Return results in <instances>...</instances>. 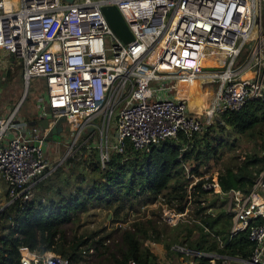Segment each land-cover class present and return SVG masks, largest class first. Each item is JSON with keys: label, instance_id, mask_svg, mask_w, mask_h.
Listing matches in <instances>:
<instances>
[{"label": "built area", "instance_id": "obj_1", "mask_svg": "<svg viewBox=\"0 0 264 264\" xmlns=\"http://www.w3.org/2000/svg\"><path fill=\"white\" fill-rule=\"evenodd\" d=\"M108 6L119 12L131 42L124 43L110 28L102 12ZM0 52V61L11 55L19 62L27 86L43 80L39 108L50 114V127L64 118L75 138L89 128L103 135L113 118L115 134L108 136L110 144L105 137L106 150L123 154L128 142L142 151L179 134L189 141L223 115L264 102V0H0ZM205 60L210 65H203ZM179 78L201 79V112L176 96ZM47 132L13 113L0 118V179L8 206L30 201L45 175L51 156ZM185 173L191 182L182 211L176 201L169 205L160 196L149 204L160 207L162 223L196 224L207 232L193 202V186L200 183L201 192L226 200L231 217L226 242L211 235L219 248L246 230L255 247L247 260L177 245L171 250L205 256L211 264L219 258L222 264H262L264 224L250 225L264 220V170L253 173L248 193L224 191L220 173L199 178L186 168ZM146 245L151 251L157 247L155 240ZM19 254L20 264H69L49 252L20 248Z\"/></svg>", "mask_w": 264, "mask_h": 264}, {"label": "trees", "instance_id": "obj_2", "mask_svg": "<svg viewBox=\"0 0 264 264\" xmlns=\"http://www.w3.org/2000/svg\"><path fill=\"white\" fill-rule=\"evenodd\" d=\"M5 77L7 81L12 80L10 73H6ZM20 78L23 80L21 74ZM9 103L8 101L6 107ZM25 115L26 122L30 126L40 121L34 106ZM215 124L221 132L229 128L239 135L246 133L259 135L257 154L249 156L245 154L247 161L236 172L229 169L223 173L219 172L220 185L224 191L240 189L248 193L254 181L253 173L264 170V102H249L240 111L223 115ZM212 132L214 133V128L211 125L204 132L194 134L189 141L183 134H179L177 140H165L159 145L148 146L142 150L144 153L141 158L126 160L124 164L109 158L102 170V182H95L90 189H78L67 197L60 196L58 200L48 204L41 202L46 197L44 193L37 194L39 199L35 197L36 192L41 190L39 189L41 183H38L30 201H15L0 212L2 221L0 264H20V248H27L37 253L50 252L67 258L69 264H79L82 253L88 251V246L96 234L68 239L64 226L76 222L78 215L89 209L100 207L110 209L116 204L131 202L139 197H145L146 203L152 204L160 196L169 205L176 201L177 209L182 211L185 206L186 188L191 182L186 178L185 168L195 177L205 175V171L200 170L202 159L211 158L209 151L213 154L216 152V149L210 148L208 141ZM213 141L220 143L222 140L213 138ZM183 148L186 149L181 151ZM116 155L118 158L121 154L116 153ZM67 163L69 169L74 172L77 167L74 161L69 159ZM203 195L207 194L201 192L200 183L195 184L193 202L197 205L196 214L207 232L200 225H196L198 237L192 242L190 238L194 230L188 228L185 239L186 248L192 253L249 259L255 244L250 240L248 230L232 237L223 248H219L217 242L213 240L211 235L219 236L224 242L227 241L231 217L224 211L215 217L204 215L205 210L197 204L198 199ZM4 198L8 199L6 191L2 200ZM117 212L116 209L115 213ZM256 224H264V220H255L251 222L250 227ZM151 235H154L157 243L170 249V243L165 241L166 236L157 230L154 223H133L131 228L121 233L120 238L124 249L120 250L119 257L112 255L111 264H128L130 260L135 264H155L157 256L146 245V242L153 239ZM108 237L104 236L99 243L108 241ZM187 258L193 264H211L210 259L205 256L191 254ZM215 262L222 264L220 258Z\"/></svg>", "mask_w": 264, "mask_h": 264}, {"label": "rangeland", "instance_id": "obj_3", "mask_svg": "<svg viewBox=\"0 0 264 264\" xmlns=\"http://www.w3.org/2000/svg\"><path fill=\"white\" fill-rule=\"evenodd\" d=\"M0 54H3V52H0ZM6 73H10L11 81H7ZM20 74L19 62L11 55L5 56V61H0V113L8 114L6 117L14 112L25 90V82L21 80ZM166 85L168 84L166 83ZM158 86H162V83ZM43 89L44 82L41 79L33 80L28 85L26 98L16 113V118H25L26 112L33 107V104H37L38 101L41 103L44 94ZM197 99H192L195 101L194 105L204 109L205 104L202 97ZM8 101L10 102L8 108L6 107L8 110L6 108V110H2L4 106H7ZM147 103L150 104L152 101H147ZM215 123L216 121L212 124L214 133H211L208 141L210 142V148L216 149V152L213 154L212 151H209L211 158L208 160L202 159L200 170L205 171L204 176H212L214 173L219 174V172L223 173L227 169L236 172L247 161L245 154L249 156L257 154L259 151V135L257 133L239 135L229 128L221 132ZM113 126L112 118L107 129L105 127L103 135L100 134V130L92 136L82 133L75 138L76 134L70 133L67 124H65L63 126V144L59 148L58 156H53L49 160V167L39 182L41 183V186L39 185L41 190L36 192L35 197L39 199L37 194L44 193L46 197L41 202L42 204H48V202L58 200L60 196L67 197L78 189L92 188L95 182H102V170L107 164L105 156L118 160L119 164L122 162L124 164L126 160L130 161L132 158H141L144 152L138 151L135 153L128 142L125 144L124 153L119 155L118 158L117 152L112 148L106 150L105 137L107 136L108 140L109 132ZM213 138L222 141L220 143L215 142ZM108 144H110L109 140ZM52 151L54 152L56 149L52 148ZM69 159H72L77 165L74 172L68 167L67 161ZM57 168L58 170H56ZM48 176L50 178H47ZM4 193V187H1L0 212L8 207L9 200L6 198L2 200ZM144 198L139 197L131 202H121L110 209L102 207L89 209L87 212L80 213L76 222L64 226L68 239L96 234L88 246V251L82 253L79 264H111L112 255L119 257L120 250L124 249L120 238L121 233L131 228L133 223L146 222L154 223L157 230L166 236L165 241L170 243V249L163 246L164 250L161 251L163 252V258H158L157 255L159 261H156V264H186L188 258L171 250V248L175 245L187 247L185 239L188 228L194 230L190 238V241L193 242L198 237L196 224L182 223L176 227H168L161 221L162 211L160 207L150 206ZM197 204H199L198 207L200 206L205 210L203 214L207 211L215 214L226 210V200L220 199L217 194L203 195L198 199ZM196 206L195 204L194 207ZM116 209L118 210L117 213H115ZM197 217L199 218V216ZM1 225L2 221L0 220V228ZM104 236H109L108 241L105 240L100 244L99 240ZM151 237L154 240V235H151Z\"/></svg>", "mask_w": 264, "mask_h": 264}, {"label": "water", "instance_id": "obj_4", "mask_svg": "<svg viewBox=\"0 0 264 264\" xmlns=\"http://www.w3.org/2000/svg\"><path fill=\"white\" fill-rule=\"evenodd\" d=\"M65 2L68 3H72L74 0H64ZM102 12L103 15L105 17V19L107 20L110 28L112 29V31L124 42V43H128L131 42L133 40L130 32L128 31L122 17L120 16L119 12L117 11V9L113 6H108V7H103L102 8ZM27 84L25 82V90L23 93V96L20 100V102L18 103V105L16 106V108L14 109L13 114H16L20 108V106L22 105V103L24 102L25 98H26V94H27ZM65 125V120L64 118H60L58 119L55 124L49 128V124L47 120H44L42 122V129H48L47 132V137L46 140L47 141H52L53 138L52 137H56L57 140H61L59 137V134H61L63 132V126ZM93 128H89L88 132H92ZM264 254V252H263ZM262 264H264V260L262 262Z\"/></svg>", "mask_w": 264, "mask_h": 264}, {"label": "crops", "instance_id": "obj_5", "mask_svg": "<svg viewBox=\"0 0 264 264\" xmlns=\"http://www.w3.org/2000/svg\"><path fill=\"white\" fill-rule=\"evenodd\" d=\"M43 93H44V89H43ZM44 95V94H43ZM33 106H34V109H35V113H36V115H37V117L40 119V121L38 122V124H36V125H33V126H38V127H40L41 129H42V122L44 121V120H47L49 123L52 121V119H51V117H50V114H47V112H42L41 111V109L39 108L40 107V102L38 101V103L37 104H33ZM6 108V106L5 107H3V109L2 110H6L5 109ZM8 110V109H7ZM1 111V110H0ZM3 112H5V111H3ZM8 114H5V113H0V118H4V117H6ZM18 119H20V120H25L26 121V119L25 118H18ZM51 125L49 124V127H50ZM51 128V127H50ZM67 129H68V127H67ZM69 131V130H68ZM94 132H96L95 131V129H94V131H92V132H88L87 131V133H85L86 135H94ZM110 134H109V137H111V136H113L114 134H115V126H113L112 127V129H111V131L109 132ZM59 137H60V141L59 140H57V138L54 136V137H52L53 138V140L52 141H48L49 143H50V146H51V148H50V154H51V156H50V160H51V158L53 157V156H55V157H57L58 156V152H59V148H60V146H62V144H63V132L61 133V134H59ZM52 148H55L56 149V151H52ZM38 186V185H37ZM1 187H4V189H5V185H4V183L2 182V179H0V188ZM6 191V190H5ZM61 193V192H60ZM221 213V211H219V212H216L215 214L213 213H209L208 211L207 212H205L204 213V215H209V214H211V216L212 217H215V216H218L219 214ZM232 223V222H231ZM231 228V227H230ZM164 250V248H163V244H157V247L154 249V252H155V255L157 256L158 255V258H163L162 257V255H163V252H161V251H163ZM264 260V259H263ZM157 261H159L158 259H157Z\"/></svg>", "mask_w": 264, "mask_h": 264}, {"label": "bare ground", "instance_id": "obj_6", "mask_svg": "<svg viewBox=\"0 0 264 264\" xmlns=\"http://www.w3.org/2000/svg\"><path fill=\"white\" fill-rule=\"evenodd\" d=\"M202 64L210 65V61L205 60ZM250 75H251L250 73H247L245 77H249ZM200 84H201L200 78H190V79L179 78L176 82V96L179 98H185L187 100L188 107L191 110L196 109L197 112H201L203 110L201 108L196 107V105H194L195 103L194 100H198L197 98L202 97L200 91Z\"/></svg>", "mask_w": 264, "mask_h": 264}]
</instances>
